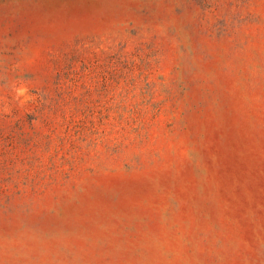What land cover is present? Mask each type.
<instances>
[{
  "label": "rangeland",
  "instance_id": "374dc122",
  "mask_svg": "<svg viewBox=\"0 0 264 264\" xmlns=\"http://www.w3.org/2000/svg\"><path fill=\"white\" fill-rule=\"evenodd\" d=\"M0 264H264V0H0Z\"/></svg>",
  "mask_w": 264,
  "mask_h": 264
},
{
  "label": "clouds",
  "instance_id": "9594fccd",
  "mask_svg": "<svg viewBox=\"0 0 264 264\" xmlns=\"http://www.w3.org/2000/svg\"><path fill=\"white\" fill-rule=\"evenodd\" d=\"M21 95H23V91H21V93H20Z\"/></svg>",
  "mask_w": 264,
  "mask_h": 264
}]
</instances>
